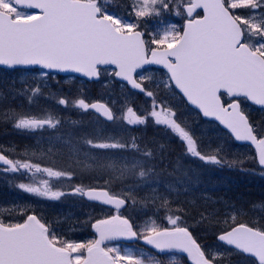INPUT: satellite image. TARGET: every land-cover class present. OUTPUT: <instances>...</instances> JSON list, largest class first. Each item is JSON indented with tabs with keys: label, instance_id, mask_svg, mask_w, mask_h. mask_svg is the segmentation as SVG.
I'll use <instances>...</instances> for the list:
<instances>
[{
	"label": "snow or ice",
	"instance_id": "obj_1",
	"mask_svg": "<svg viewBox=\"0 0 264 264\" xmlns=\"http://www.w3.org/2000/svg\"><path fill=\"white\" fill-rule=\"evenodd\" d=\"M0 70L20 76L23 87L13 81L9 92L28 102L0 115L19 132L40 134L34 150L17 153L20 159L0 147V171L27 177L28 183L14 186L40 200L71 196L101 209L84 220L66 217L61 230L59 219L27 205H15L7 216L0 208V264H165L158 257L170 255L189 264H231L233 255L264 264V217L242 222L245 213L228 201H219L222 211L207 195L200 197L202 206L181 199L199 183V173L184 170L180 187L164 183L167 165H159L167 145L132 135L133 126L152 124L179 141L182 157L264 177V121H254L246 109L251 103L264 112V0H0ZM61 72L88 81L109 78L123 89L120 102L90 99L82 87L75 97L50 93L47 98L59 96L64 109L98 117V127L79 136L69 131L67 139L61 135L64 117L46 107L33 110ZM138 96L146 103L137 105ZM177 96L236 141L256 145L254 166L243 167L247 157L228 159L223 144L205 145L170 102ZM43 142L66 148L63 167L36 160L37 153L53 152ZM183 168L178 158L176 169ZM85 173L89 184L71 183ZM37 174L47 179L37 182ZM53 180L68 182L70 190H56ZM16 208L19 215H13ZM252 208L264 209V201ZM193 211L198 219L189 223ZM78 228L90 229L91 238L72 239ZM209 232L215 247L206 242Z\"/></svg>",
	"mask_w": 264,
	"mask_h": 264
},
{
	"label": "rangeland",
	"instance_id": "obj_2",
	"mask_svg": "<svg viewBox=\"0 0 264 264\" xmlns=\"http://www.w3.org/2000/svg\"><path fill=\"white\" fill-rule=\"evenodd\" d=\"M118 2V0H117ZM176 19L175 17H169L170 22H174ZM154 27V25H150L149 28L150 30ZM0 78H3L4 80L8 81V83H12L13 81H16L15 85L20 89L23 86L18 82L20 79L19 75H11V74H6V72H3L0 70ZM69 81H58L56 77L54 76L49 82H48V87L44 90V95L43 96H38L37 99V107L34 109L36 110L39 107H46L48 109H52L56 107L58 104L56 103V100L59 99V96H57L55 99H50L47 98L49 97L50 93H59L61 95H67L71 93L73 97H75L76 91L78 88H84L87 92V95L90 99H97V98H115L117 99L118 102L122 100L121 97V92L123 89L120 86L119 82L116 81H110L109 78H105L103 82L100 84L96 85L97 88V93L95 94L94 90L87 85L84 81H81L80 79L71 77L68 79ZM1 85V83H0ZM35 87V85H33ZM18 97L16 99V103L18 106L20 105H25L24 100H22V96H15ZM170 102L174 105L180 108V115L181 119L186 121L187 123L191 124L192 128L195 130L197 136L201 137L202 140L204 141L205 145L211 143L212 147H216L218 144H223L225 147L226 152L228 153L229 158H245L249 156H253L251 149H249L246 146H241L237 145L234 142H232L230 139L226 137V135L213 123L206 122L202 120L193 109H190L185 103L182 102V98L177 96L174 100L171 98ZM143 104L146 103V98H143ZM21 103V104H20ZM28 107V106H26ZM264 121V112L257 113ZM100 124L101 121H100ZM99 125H96L98 127ZM107 128L111 129V125H106ZM40 134H25L21 133V136L16 135L15 138H11L13 140L14 146L16 147L17 140L22 139L23 144L32 143L33 145H36L37 139L39 138ZM45 137L48 136V134H44ZM61 148L63 145L59 142H57L54 146L49 145L46 142L42 143V147L48 148ZM53 153V152H52ZM163 181V180H162ZM164 183H170L163 181ZM6 181L3 178H0V201L4 200V193H5V186ZM176 186V185H175ZM70 190V189H69ZM194 196L196 197L197 192L192 191L189 194L186 195L188 196ZM73 199L71 196L69 198H66L61 201V203L57 201H47V200H38L35 204H26L29 207L38 209L42 211L46 215H56V217H60V219L65 220V218H70L69 222L71 219H79V220H84L86 219V214L90 211H95L97 214H100L101 209L99 207H94V206H84L81 200H76L77 197H74ZM185 198V196L181 197ZM188 200H191V198H188ZM192 201H195L194 199ZM233 204L236 205L237 208H240V204H244L243 198H239L236 200H231ZM50 203V204H48ZM8 205V204H5ZM24 206V205H23ZM63 215V216H62ZM67 228V226H66ZM65 228V229H66ZM85 230V231H84ZM76 231L80 232H86L87 228H78ZM210 246L215 247L216 242H213ZM173 259L177 260V256H168L167 260L172 261ZM232 261V264H252V261L248 258L241 257L238 255H233L230 258ZM224 262V261H223ZM181 263V261H180Z\"/></svg>",
	"mask_w": 264,
	"mask_h": 264
},
{
	"label": "trees",
	"instance_id": "obj_3",
	"mask_svg": "<svg viewBox=\"0 0 264 264\" xmlns=\"http://www.w3.org/2000/svg\"><path fill=\"white\" fill-rule=\"evenodd\" d=\"M2 97L3 99L5 98L4 95ZM59 107L61 108H58L59 110L57 109L55 113L61 117H64L67 121V124L70 125L71 120L69 119L72 117L76 119V116H74V111L76 110L64 109L62 106ZM0 109H2V113H7L11 109V106H7L6 108L0 106ZM141 134L146 140L154 137L160 143L167 145V159L163 164L159 165V168H163L165 164L167 165V171L164 173L165 175H168V173H174L173 175L168 176L178 179L181 176L178 173H183L184 170L189 168H196V172L199 173V183L197 185L202 189H210L214 198L223 199L225 197L230 200L243 198L245 203L240 204V206H242V208L244 207V211L246 210L245 212H247L244 217H247L250 221H254L264 216V209L252 208L253 204H259L261 201H264V177L241 172L238 170V168H213L211 166H202L201 163H198L196 166L195 164H192L190 159L181 156L182 148L180 143H178L179 145L176 144L162 130L150 128L148 125L146 128L142 127L134 132V135ZM149 146L151 147L152 145ZM178 158L180 159L181 164L184 166L183 169H176V160ZM253 166L254 165L251 162V159L245 160L243 164V167L245 168H252ZM189 175H193V173L189 172ZM87 176L88 175L84 174L83 183H88L90 181ZM78 178L81 179L79 176ZM203 203V200H199L196 205L202 206ZM187 210L188 209L186 208V211ZM201 210H203L202 207ZM187 219L189 220V223H194L195 219H198V216H196L195 212L193 211L192 216L187 217Z\"/></svg>",
	"mask_w": 264,
	"mask_h": 264
},
{
	"label": "water",
	"instance_id": "obj_4",
	"mask_svg": "<svg viewBox=\"0 0 264 264\" xmlns=\"http://www.w3.org/2000/svg\"><path fill=\"white\" fill-rule=\"evenodd\" d=\"M256 146V145H255ZM256 148H257V146H256ZM257 151H258V148H257Z\"/></svg>",
	"mask_w": 264,
	"mask_h": 264
}]
</instances>
